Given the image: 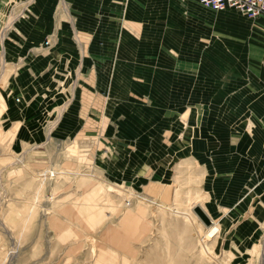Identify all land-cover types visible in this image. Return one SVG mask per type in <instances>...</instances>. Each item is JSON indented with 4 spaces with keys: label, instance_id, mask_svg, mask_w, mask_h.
<instances>
[{
    "label": "rangeland",
    "instance_id": "374dc122",
    "mask_svg": "<svg viewBox=\"0 0 264 264\" xmlns=\"http://www.w3.org/2000/svg\"><path fill=\"white\" fill-rule=\"evenodd\" d=\"M66 1L55 3L62 18L74 21L76 14L70 11L68 15ZM42 2L16 0L11 4L19 12L11 14L1 10L9 2L0 0V264H264V220L253 222L257 235L245 242L221 238L223 227L216 218V224L208 227L195 214V201L203 207L205 201L185 172L175 181L166 177L168 187H140L132 179L137 178L139 163L153 168L156 159L159 163L164 156L153 151L139 156L136 142L105 139V134L110 138L123 128L137 132L142 127L139 113L154 116V111L138 107V103L149 105L155 96L159 98L143 90V79L91 75L90 84L99 88V103L111 105L102 115H108L113 124L98 125L103 140L81 131L80 103L88 102L92 94H83L80 88L87 86L89 75L82 70L84 62L75 58L79 49L72 30L67 31L70 41L61 39L62 32L42 34L41 17L32 12ZM207 12L205 30L197 12L175 17L177 21L188 17L186 29L178 32L193 33L190 54L201 57V50L206 49L211 58H217L222 53L218 48L224 46L226 88L250 83L255 71L250 61L255 64V60L240 42L247 43L248 38L233 40L229 33L232 25L240 23L243 29L257 19L238 11ZM16 20L19 24L13 27ZM218 26L226 29L225 37H216ZM98 31L110 36L112 31L117 37L114 30ZM131 32L139 41V25ZM163 33L167 34L156 43L166 50L182 40ZM62 52L67 53L66 60ZM260 70L264 71V59ZM173 95L185 99L180 93ZM123 102L131 106L125 109V119H121ZM255 128L248 124L243 132H255ZM51 172L59 176L46 177Z\"/></svg>",
    "mask_w": 264,
    "mask_h": 264
},
{
    "label": "crops",
    "instance_id": "0c3cea01",
    "mask_svg": "<svg viewBox=\"0 0 264 264\" xmlns=\"http://www.w3.org/2000/svg\"><path fill=\"white\" fill-rule=\"evenodd\" d=\"M14 1L7 0L9 7L2 6L1 10L18 14V6L11 4ZM55 2L43 0L40 5L33 6L32 12L41 17L43 35L49 36L54 30L57 34L62 32V40L70 41L67 31H73V43L79 49L75 58L84 62L82 70L89 75L87 86L80 91L92 94L88 102L80 103L81 131L91 139L103 140L105 136V139L128 144L136 142L139 156L161 152L160 156L164 157H160L159 163L156 159L153 168L146 167L145 162L139 163L137 178L132 179L140 187L156 184L168 187L164 182L166 177L175 181L177 175L185 172L188 181L197 183L192 188H198V195L205 201V207L199 200L194 207H201L212 222L216 218L223 227L221 234L219 227L217 235L229 236L231 243H236L232 237L245 242L246 238L257 235L252 224L264 220V71H258L259 62L264 59V17L245 25L244 31L240 23L230 28L233 40L248 38L247 43L240 42L248 46L245 47L250 58L255 60V64L250 61L255 71L249 77L250 83L241 86L239 81L240 88H226L224 46L218 48L222 53L217 58H211L206 49H202V56L198 57L190 54L194 50L189 47L192 41L194 44L193 33L178 32L183 27L186 29L188 23V17L183 21L175 20L178 14L197 12L203 22L201 29L208 27L204 24L209 23L207 11H214L203 7L198 0H180L182 4L178 5L172 0L168 3L162 0H68L66 12L76 14L74 21L62 18L60 6ZM28 9L22 11L26 14ZM135 23L140 28L139 41L132 38L136 35L131 32ZM17 24L18 20L13 27ZM99 29L114 30L117 37L112 31L111 36L99 34ZM223 29L217 27V38L225 37L227 32ZM163 31L182 40L178 44L173 42L169 49L165 44L166 50L161 43H156L167 34ZM13 44L10 38V45ZM62 58L67 59L66 52ZM97 73L143 79V90L159 96L149 105L138 103V107L154 111L152 119L139 113L142 119L139 127H142L137 132L129 133L123 128L121 133L110 138L108 134H100L98 125L113 122L105 115L107 113L102 115V110L110 109L111 105L100 104L96 91L99 88L90 84L91 75ZM199 78L202 79L201 87L197 86ZM175 93L185 95V99L178 100ZM120 107L121 119H125V109L131 107L130 102H123ZM183 117H186L185 123ZM248 124L255 125V132H243ZM248 225L251 228H246Z\"/></svg>",
    "mask_w": 264,
    "mask_h": 264
},
{
    "label": "built area",
    "instance_id": "2783aa9c",
    "mask_svg": "<svg viewBox=\"0 0 264 264\" xmlns=\"http://www.w3.org/2000/svg\"><path fill=\"white\" fill-rule=\"evenodd\" d=\"M199 3L214 12H225L235 10L251 18L258 19L264 17V0H198ZM54 172L47 174L48 178H57Z\"/></svg>",
    "mask_w": 264,
    "mask_h": 264
},
{
    "label": "water",
    "instance_id": "95a60500",
    "mask_svg": "<svg viewBox=\"0 0 264 264\" xmlns=\"http://www.w3.org/2000/svg\"><path fill=\"white\" fill-rule=\"evenodd\" d=\"M194 212L206 226L211 225V223H212L211 219L209 218V216L205 213V211L201 207L195 208Z\"/></svg>",
    "mask_w": 264,
    "mask_h": 264
},
{
    "label": "bare ground",
    "instance_id": "6f19581e",
    "mask_svg": "<svg viewBox=\"0 0 264 264\" xmlns=\"http://www.w3.org/2000/svg\"><path fill=\"white\" fill-rule=\"evenodd\" d=\"M209 227V226H208Z\"/></svg>",
    "mask_w": 264,
    "mask_h": 264
}]
</instances>
